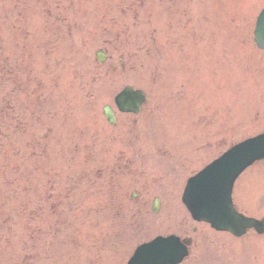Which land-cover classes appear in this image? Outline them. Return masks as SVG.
Segmentation results:
<instances>
[{
  "label": "rangeland",
  "instance_id": "obj_1",
  "mask_svg": "<svg viewBox=\"0 0 264 264\" xmlns=\"http://www.w3.org/2000/svg\"><path fill=\"white\" fill-rule=\"evenodd\" d=\"M263 6L0 0V264H126L159 234L193 237L182 264L232 262L218 249L202 261L203 244H229L206 224L193 233L180 193L189 175L264 131L254 40ZM127 84L147 93L138 115L115 105ZM246 240L234 251L264 264V238Z\"/></svg>",
  "mask_w": 264,
  "mask_h": 264
},
{
  "label": "water",
  "instance_id": "obj_2",
  "mask_svg": "<svg viewBox=\"0 0 264 264\" xmlns=\"http://www.w3.org/2000/svg\"><path fill=\"white\" fill-rule=\"evenodd\" d=\"M256 35H257L256 39L258 44L264 48V12L260 18L259 26L256 30ZM98 56L101 61L105 60V56L103 55V50H100L98 52ZM144 100H145L144 92L142 90H134L131 86H127L116 97V102L119 105L120 109L123 111L139 112L141 108V104L143 103ZM105 112L111 122L115 121V117L110 106L105 107ZM263 156H264V134L251 138L233 147L220 160H217L213 165L208 167L197 177H194L191 180L190 189L194 190L196 184L202 180L213 178L214 175L216 174L226 173V178L224 180L223 194H229L236 176L252 161H254L257 158H262ZM189 207L192 210L193 214L197 216V218H201L200 216H198L199 212L194 205L189 204ZM215 216L216 215L208 214V219L211 220L213 224L219 227L231 229L236 232H238V230L241 229L240 227H243L245 223L244 219L240 217L237 220H235V222H231V220L222 221L216 218ZM151 247L152 245L143 247L141 249V253H143L146 249H149ZM139 257L140 255H138L135 258L134 264H140Z\"/></svg>",
  "mask_w": 264,
  "mask_h": 264
},
{
  "label": "snow or ice",
  "instance_id": "obj_3",
  "mask_svg": "<svg viewBox=\"0 0 264 264\" xmlns=\"http://www.w3.org/2000/svg\"><path fill=\"white\" fill-rule=\"evenodd\" d=\"M196 175H193L194 177ZM226 173H220L214 175L213 178L202 180L198 182L194 188V199L199 207L210 213H216L220 215H230L228 210L223 204V191L224 180ZM232 199V192H231ZM152 247L146 249L139 257L140 264H146L147 261L152 260L160 253H164L175 247L172 242L169 241H157L153 239L151 241Z\"/></svg>",
  "mask_w": 264,
  "mask_h": 264
},
{
  "label": "flooded vegetation",
  "instance_id": "obj_4",
  "mask_svg": "<svg viewBox=\"0 0 264 264\" xmlns=\"http://www.w3.org/2000/svg\"><path fill=\"white\" fill-rule=\"evenodd\" d=\"M241 193V194H240ZM240 193L235 195L234 200L237 205V199H243L248 204L249 209L245 213L259 219L264 218V160L253 165L247 173L246 181ZM187 229V228H186ZM188 231V229H187ZM255 239L263 238L264 233L260 234L255 229H250L248 234ZM185 236H188L187 234Z\"/></svg>",
  "mask_w": 264,
  "mask_h": 264
}]
</instances>
